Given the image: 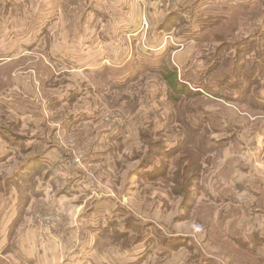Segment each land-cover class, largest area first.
Wrapping results in <instances>:
<instances>
[{
	"label": "rangeland",
	"instance_id": "374dc122",
	"mask_svg": "<svg viewBox=\"0 0 264 264\" xmlns=\"http://www.w3.org/2000/svg\"><path fill=\"white\" fill-rule=\"evenodd\" d=\"M126 1L135 6V0ZM126 1L0 0V58L9 60L0 66V158L3 154L6 158L0 161V176L16 173L29 155L43 154L41 166L38 162L34 172L22 177L23 189L0 181V250L8 246L32 259V264H264V194H260L264 116L251 118L240 129L242 161L249 169L237 172V177L250 191L246 186L236 191L234 205L224 198L209 203L200 196L187 202L174 192L180 182L174 164L180 155H175L178 147L172 148L176 143L170 132L151 137L167 139L168 152L149 148L141 140L153 119L156 129L164 128L158 119L162 109L156 108L159 103L166 105L170 93L158 81L159 74L129 82L134 86L120 99L115 95L120 90L107 86V75L97 78L95 89L106 86L111 97L108 91L88 93L84 84L73 83L67 91L85 93L57 103L48 101L35 80L36 73L29 68L32 59L50 64L51 56L68 66L61 68L63 72L83 79L84 69L120 67L136 49L137 55L142 49L141 55L156 61L170 45L169 50H174L170 55L182 71L201 45L195 33L206 32L209 22L214 24L208 28L215 39L205 49L218 52L219 45L229 43L221 58L224 63L238 56L239 41L250 27L238 26L239 18L231 24L233 15L245 11H235L234 6L245 0H183L189 9L169 21L166 25L171 28L163 32L157 29L166 17L165 8L154 16L147 6L141 7L135 20L147 16L146 44L138 43L133 36L143 32L129 35L119 28L130 18L118 12L127 10ZM261 18L253 17L251 22L258 24ZM181 27L191 32L181 36ZM23 58L25 65L20 66ZM48 93L59 99L68 95L63 87ZM10 124L11 134L5 131ZM112 129L122 137L115 139ZM9 138L25 149L36 140L35 150L13 156L8 152ZM179 147L185 149L186 143ZM228 149L224 151L230 153ZM225 152L219 164L225 161ZM145 157L149 162L143 164ZM90 159L97 161L87 162ZM150 171L153 177L148 176ZM185 174L203 176L202 169L192 167ZM254 175L263 181L252 182ZM102 231L104 239L97 236Z\"/></svg>",
	"mask_w": 264,
	"mask_h": 264
},
{
	"label": "trees",
	"instance_id": "16d2710c",
	"mask_svg": "<svg viewBox=\"0 0 264 264\" xmlns=\"http://www.w3.org/2000/svg\"><path fill=\"white\" fill-rule=\"evenodd\" d=\"M162 3V8L166 10V17L160 22L157 30L163 32V29L169 30L171 28L166 24L172 19L178 18L181 11L188 10L189 6L184 7L183 0H165L162 1ZM166 3L168 5H166ZM234 7L235 11H245L242 12L243 14H241V16L237 17V15H233L231 24H234L236 19L239 18L238 26L250 27L246 32V38L243 39L242 37L239 41L238 45L241 49L238 50V56L228 61L225 60L224 63L221 61V58L227 51V48L229 49V47H231L229 43H222L219 45L218 52L211 51L210 47L209 52L205 49L207 45L209 43L211 44L215 39V34L208 28V26L211 28L214 24H210L211 22H209L206 26L209 31H201L197 35L195 33L197 43L201 45L198 46L199 49L194 53L191 63L182 71L178 70V66L175 65L174 59L172 55H170L171 52H174L173 49L169 50V48H173L171 45L163 50L162 54L157 56L159 58L156 61L153 58L141 55L140 53H143L142 49L139 51V55H137L136 51L138 50L136 49L131 59L120 67L111 68L102 66L94 71L84 69L82 71L84 75L83 79L78 78L76 75L66 74L70 73L69 71L63 72L61 68L68 66L59 63L56 59L49 56V54L50 64H44L41 58L38 61L32 59V65H29V68H33L35 71V80L51 103L64 100L72 101L77 93L83 95L85 90H88V93L98 94L108 91L109 93L107 96L111 97V91H109L105 85H103L105 88L103 87L101 90L95 89V87L99 85L97 78L105 77V75L108 76L107 86H111L112 89L120 90H118L119 92H117V94L112 91V93L117 95L120 99L127 97L128 90L134 86L127 85L129 82L144 75H146V79H149L153 72L156 73L153 74L155 76L159 74L158 81L165 87L166 93H170L166 96V105L164 103H159V107L156 108L162 109L158 114L160 116L158 119L161 121L164 128L160 130L156 129V122L155 119H153L150 125L143 130L141 140L144 145H147L149 148L154 147L168 152L170 148L166 144L167 139L162 138L153 140L151 137L161 136L158 132H162L163 130H168L170 132V137L173 138V140L170 139L176 143L175 145L172 144V148L178 147V151L175 155H180L174 164L175 170L180 172V182L176 184V181L173 180L177 185V189L175 188L174 191L175 196H183V200L187 202L194 197L200 196L209 203H214L224 198L227 203L234 205L238 202V199L235 197V192L240 190L242 186L248 188V185L244 184L241 179L237 177L238 173L241 174V172L245 170V172H247V169H249L245 167L242 161L244 147L242 145L243 140L240 129L247 121H250L251 118L256 119L258 116H260V118L264 116V27H262L264 24V1L245 0V3L238 4ZM252 7L254 8L249 11ZM178 10L180 11L177 12ZM230 17L224 19L226 20ZM253 17H262L260 20L261 22L258 21V24L251 22L253 21ZM176 26L181 25L177 24ZM237 29L238 28L233 29L232 32ZM190 32L191 29L181 27L179 35L182 36ZM133 37H135L134 39L136 42H140L139 38L141 36L136 35ZM234 38L236 37L234 36ZM144 41L145 40L142 42L146 44ZM200 52H205L206 54H200ZM154 56L156 57V55ZM3 58H0V66H4L9 62V60L7 61ZM158 62H161V64L158 66L153 65ZM20 63V66L25 65L24 58L20 60ZM2 69L3 71L5 70L4 68ZM68 69L71 70L72 68L69 67ZM10 74L11 72L7 74L8 77H10ZM64 75L67 76L63 77ZM80 82L85 86L84 93L78 92L77 90L67 91L70 85ZM59 87L65 88V91L68 93L63 99H59V97H55L48 93L49 91L58 90ZM156 92L159 93L158 91ZM82 95L76 96L78 98ZM237 111H239V113ZM244 116L247 117L248 120ZM116 126L117 125H113L112 128ZM7 127L8 129L5 131L11 134L12 124ZM110 133L113 134L115 139H120L122 137L115 129H112ZM221 133L229 135L222 137L218 135V137H215L216 134ZM183 135L185 138L180 140ZM3 139H5L4 135ZM8 140V152L13 153V156L34 149V147H36L34 142H37L36 140H32V147L30 146V149H25L24 145L23 148L17 146L18 142L16 140L12 141L11 138ZM183 142L186 143V147L185 149H180L179 146ZM0 148H2V146H0ZM225 148H229L228 151L230 153H226L224 151ZM224 152L225 161L219 164L218 160L223 157ZM11 153H9V155H11ZM42 155L38 153L29 155L26 161L18 165L16 173L13 172L3 177L0 176V181L5 180V184L10 185L18 184V187L23 189L20 183H24L25 180L22 177L24 175L26 176L29 171L31 173L34 172ZM165 155H169L170 158L172 156L170 153H165ZM2 156L0 161L6 159L4 154ZM31 159L33 160L30 161ZM144 159L145 161L143 164L149 162L147 157ZM90 160L91 161L87 162L97 161L96 159ZM39 164L41 166L40 162ZM190 167L193 169H202L203 176L191 177L185 174L187 168L190 169ZM137 170H139V168ZM147 174L153 177L154 172L150 171ZM163 175H167V172H163ZM254 176L252 182L257 183L263 181L261 176ZM263 187L264 184L260 185V188L263 189V193L260 194H264ZM34 189V195L38 194V185H35ZM39 189L41 190V188ZM249 189L250 187L248 190ZM229 190L233 198L231 197L232 195L229 194ZM65 230L66 229H64V231ZM97 236L100 239H104V231L99 232ZM107 237H109V235ZM224 237L228 238L227 235ZM78 238L79 236H77V239ZM7 247L0 250V264H32L30 263L32 259L19 251L15 250L16 253L12 252L11 250L13 249L10 247L7 249Z\"/></svg>",
	"mask_w": 264,
	"mask_h": 264
},
{
	"label": "crops",
	"instance_id": "0c3cea01",
	"mask_svg": "<svg viewBox=\"0 0 264 264\" xmlns=\"http://www.w3.org/2000/svg\"><path fill=\"white\" fill-rule=\"evenodd\" d=\"M135 1L136 2L133 4V5H135L134 7H131L130 4H128V2L126 1L127 5L124 3L123 9L127 8V10L126 11H124V10L118 11L120 14L127 13L128 15H130V18L126 19L127 22H125V20H123L122 23L119 25V28L120 29L123 28V29H125V31H128L129 35L130 34L135 35L139 32H143V33L139 34L141 36L139 39L142 42L144 37H145L144 36L145 35L144 30H145L146 26L143 25V21L140 20V22H139V21L135 20L136 15L139 14V16H141V14H142V13H140L141 7H143L141 2H140L142 0H135ZM146 1H147V3L144 4V6H147V8L149 9V12L155 16V14L158 12V9L163 7L162 1H165V0H157V1L146 0ZM166 5H168V4L166 3ZM143 8H145V7H143ZM131 12L134 14V17L131 16ZM124 15H126V14H124ZM143 18H146V17L144 16ZM142 34H143V36H142Z\"/></svg>",
	"mask_w": 264,
	"mask_h": 264
},
{
	"label": "built area",
	"instance_id": "2783aa9c",
	"mask_svg": "<svg viewBox=\"0 0 264 264\" xmlns=\"http://www.w3.org/2000/svg\"><path fill=\"white\" fill-rule=\"evenodd\" d=\"M152 1H157V0H152ZM140 2H141V4H142V6L145 7L144 4H146L147 1H146V0H142V1H140ZM143 25H144V26H147L146 18L143 19Z\"/></svg>",
	"mask_w": 264,
	"mask_h": 264
}]
</instances>
